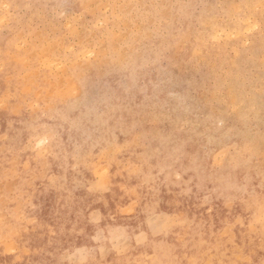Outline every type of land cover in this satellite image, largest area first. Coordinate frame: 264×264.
I'll use <instances>...</instances> for the list:
<instances>
[{"label": "rangeland", "instance_id": "374dc122", "mask_svg": "<svg viewBox=\"0 0 264 264\" xmlns=\"http://www.w3.org/2000/svg\"><path fill=\"white\" fill-rule=\"evenodd\" d=\"M0 264H264V0H0Z\"/></svg>", "mask_w": 264, "mask_h": 264}, {"label": "bare ground", "instance_id": "6f19581e", "mask_svg": "<svg viewBox=\"0 0 264 264\" xmlns=\"http://www.w3.org/2000/svg\"><path fill=\"white\" fill-rule=\"evenodd\" d=\"M90 2V1H89ZM104 8V7H103ZM93 11V10H92ZM118 17V16H117ZM250 28V27H249ZM70 30V29H69ZM148 38V37H147ZM215 38V37H214ZM62 46V45H61ZM51 50V49H50ZM68 80V79H67ZM69 86H70V84H69ZM76 87V86H75ZM29 90V89H28ZM28 92V91H27ZM12 168V167H11ZM136 194V193H135ZM16 198V197H15ZM260 209H261V207H260Z\"/></svg>", "mask_w": 264, "mask_h": 264}]
</instances>
